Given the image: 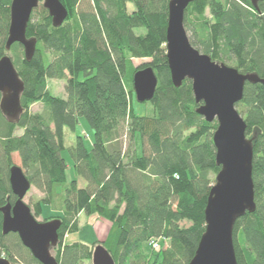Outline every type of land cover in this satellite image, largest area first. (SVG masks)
Instances as JSON below:
<instances>
[{
    "label": "trees",
    "instance_id": "obj_1",
    "mask_svg": "<svg viewBox=\"0 0 264 264\" xmlns=\"http://www.w3.org/2000/svg\"><path fill=\"white\" fill-rule=\"evenodd\" d=\"M58 1L68 16L57 28L45 9L38 15L32 11L26 38L36 44L26 61L20 44L5 50L11 0H0V59L12 53L24 85L18 120L10 122L0 112V206L16 199L9 168L17 154L31 187L44 196L34 216L48 206L56 215L46 222H62L54 255L58 264L91 261L96 243H63L71 228L76 231L81 213L109 224L100 244L115 264H189L205 231L207 197L219 172L212 142L217 123L196 113L190 81L179 88L171 83L166 59L170 0ZM263 17L264 0H258L257 9L249 0H195L185 12L184 28L200 54L218 64L232 58L239 73L264 79ZM133 59L150 62L139 68ZM148 67L158 85L148 102L152 114L140 116L131 108L132 80ZM50 80L64 81L65 98L51 96ZM34 104L42 108L33 114ZM236 106L246 138H254L256 209L236 221L234 253L237 264H264V84L246 83ZM80 119L93 131L89 146L76 133ZM65 131L75 136L69 148ZM65 150L73 164L70 181ZM1 223L0 214V258L40 264L16 234L2 235ZM152 241L160 242L158 249H152Z\"/></svg>",
    "mask_w": 264,
    "mask_h": 264
},
{
    "label": "water",
    "instance_id": "obj_2",
    "mask_svg": "<svg viewBox=\"0 0 264 264\" xmlns=\"http://www.w3.org/2000/svg\"><path fill=\"white\" fill-rule=\"evenodd\" d=\"M195 0H170L166 27V59L171 83L179 88L190 81L196 113L207 123L216 121L217 129L212 142L215 148V165L219 172L211 187L204 210L205 231L189 264H237L233 230L236 221L255 211L254 185L252 181L253 139L245 135L246 124L235 106L242 101L244 86L264 84L256 74H241L235 68L211 61L189 43L184 15ZM257 9L258 0H249ZM40 0H11L9 27L5 50L13 44L23 47L26 61L35 51L36 41L26 38V28L32 11ZM54 28L63 24L68 16L58 0H42ZM264 28V17L262 18ZM132 89L138 103L150 102L158 80L151 68L137 71ZM24 85L8 56L0 59V112L10 122H16L22 114L20 97ZM9 185L16 198L13 204L0 206L3 236L16 234L21 244L40 264H58L51 252L58 244V230L62 222L54 219L39 223L23 202L31 188L22 169L9 168ZM92 264H115L107 250L100 244L94 247ZM0 264H10L0 258Z\"/></svg>",
    "mask_w": 264,
    "mask_h": 264
},
{
    "label": "rangeland",
    "instance_id": "obj_3",
    "mask_svg": "<svg viewBox=\"0 0 264 264\" xmlns=\"http://www.w3.org/2000/svg\"><path fill=\"white\" fill-rule=\"evenodd\" d=\"M42 8L43 7H42V0H41L38 4V7L35 9L36 15H38L41 12ZM204 16L207 19H210L209 10L207 8L204 9ZM138 33L143 34L144 31L142 29L138 30ZM186 34H187V37L191 36V33L189 31H186ZM7 55L9 57H11L12 53L8 52ZM132 62H133V65L135 67L140 68V67L147 66L149 64L150 60H148V59H133ZM221 63H223L227 67L235 68V65L233 63L232 58L228 59L225 57V58H223ZM47 88H48L51 96L58 97V98H65L64 81L50 80L47 83ZM41 108H42L41 104H34L30 107V112L33 114L40 112ZM131 108H132L133 113L136 115L150 116L152 114V110H151V107L148 104V102L138 103L135 99V96H133V98L131 99ZM235 109L237 110V112L239 111V108L237 106H235ZM239 115L242 117V115L240 113H239ZM76 133L78 135H81L84 138V141H85L87 146L91 145V142L93 141V131L91 130V128L87 125V123L83 119L79 120V124L76 128ZM15 134L17 136H19L22 134V131L17 130ZM251 136H252V134L247 139H251L252 138ZM74 142H75L74 134H71L68 131H65L64 144H65L66 148L71 147L74 144ZM62 157L65 159L66 164H67V180L70 181L74 178V171H73V167H72L73 166L72 160H71V157L69 156L68 150H65L62 153ZM11 161H12V164H11L12 166L13 165L18 166L24 172L17 154L12 155ZM43 197L44 196L38 190H36L34 187H31L29 189V191L27 192L25 198L23 199V202L30 208L31 214L33 215L35 220L39 223H44V222H46V219L52 218L56 215L55 212L51 211L50 207L42 205V206H40V210H38V216H34V214H33L34 208L37 204H39L43 200ZM49 221H51V220H49ZM182 225L187 227L189 224L183 223ZM108 228H109V224L100 220L98 217L86 216L83 213H81V214H79L78 219H77L76 231L71 232V231H73V229L71 228L69 230V232H67L68 234L65 235L63 243L67 244V243L78 242V243H84L88 246L96 243L94 245V247H95L97 245H100L101 242H103L102 237L105 236V234L108 231ZM158 243L160 244V242H158ZM167 244H168V242L163 244L162 249L167 248L168 247ZM94 247H93V249H94ZM57 248H58V245L51 252V255L53 257L55 255V251ZM158 248H159V245L157 248L152 247L153 250H156ZM86 264H92V263L90 261V262H86Z\"/></svg>",
    "mask_w": 264,
    "mask_h": 264
},
{
    "label": "built area",
    "instance_id": "obj_4",
    "mask_svg": "<svg viewBox=\"0 0 264 264\" xmlns=\"http://www.w3.org/2000/svg\"><path fill=\"white\" fill-rule=\"evenodd\" d=\"M151 246L154 247V248H157V247H158V242H156V241H155V242L152 241V242H151Z\"/></svg>",
    "mask_w": 264,
    "mask_h": 264
},
{
    "label": "crops",
    "instance_id": "obj_5",
    "mask_svg": "<svg viewBox=\"0 0 264 264\" xmlns=\"http://www.w3.org/2000/svg\"><path fill=\"white\" fill-rule=\"evenodd\" d=\"M105 236H106V234H105ZM105 236H104V237H105ZM104 237H102V239H103Z\"/></svg>",
    "mask_w": 264,
    "mask_h": 264
}]
</instances>
